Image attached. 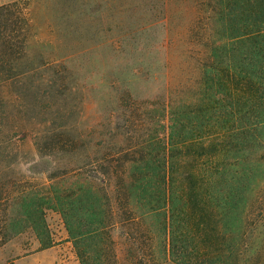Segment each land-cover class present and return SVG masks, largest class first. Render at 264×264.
I'll list each match as a JSON object with an SVG mask.
<instances>
[{"label":"rangeland","instance_id":"374dc122","mask_svg":"<svg viewBox=\"0 0 264 264\" xmlns=\"http://www.w3.org/2000/svg\"><path fill=\"white\" fill-rule=\"evenodd\" d=\"M198 11L197 0H0V264H82L80 250L90 255L87 264L180 262L161 201L115 202L106 235L91 232L98 216L87 212L84 196L73 202L76 240L53 198L86 190L90 157L147 144L166 130L170 87L198 75L184 52L203 50ZM191 23L199 28L187 37ZM255 156L262 179L255 209L264 217V150ZM25 201L44 208L41 235L22 220ZM213 214L210 200L202 215L209 240L189 219L179 249L186 262L216 257Z\"/></svg>","mask_w":264,"mask_h":264},{"label":"trees","instance_id":"16d2710c","mask_svg":"<svg viewBox=\"0 0 264 264\" xmlns=\"http://www.w3.org/2000/svg\"><path fill=\"white\" fill-rule=\"evenodd\" d=\"M197 5L204 47L201 51L188 47L184 52L198 75L170 87L169 123H160L166 130L155 131L147 144L142 141L138 147H124L101 159L90 157L86 190L62 198L54 194L53 199L63 207L76 240L82 234L72 223L77 212L73 202H82L84 196L87 212L98 216L99 227L91 232L106 235L115 224V202L161 201L170 208L171 221L165 228L170 230L172 251L180 256L176 264H193L179 255L192 230L191 217L192 227L198 231L201 226L204 238L210 239L202 215L211 200L216 257L200 264H264V217L259 214L263 210L255 209L256 189L262 181L256 179L261 160L255 154L264 150V0H197ZM199 24L188 25L187 37ZM131 162L136 163L133 171ZM100 175L106 185L96 181ZM33 195L23 192L26 199ZM50 197L43 195V200L49 202ZM41 205L25 201L22 213V220L38 235L46 227ZM144 234L148 238L149 229ZM78 253L82 264H87L86 250Z\"/></svg>","mask_w":264,"mask_h":264}]
</instances>
